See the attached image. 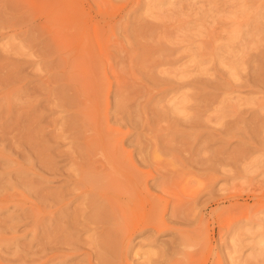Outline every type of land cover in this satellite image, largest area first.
Listing matches in <instances>:
<instances>
[{
	"label": "rangeland",
	"instance_id": "obj_1",
	"mask_svg": "<svg viewBox=\"0 0 264 264\" xmlns=\"http://www.w3.org/2000/svg\"><path fill=\"white\" fill-rule=\"evenodd\" d=\"M0 264H264V0H0Z\"/></svg>",
	"mask_w": 264,
	"mask_h": 264
},
{
	"label": "bare ground",
	"instance_id": "obj_2",
	"mask_svg": "<svg viewBox=\"0 0 264 264\" xmlns=\"http://www.w3.org/2000/svg\"><path fill=\"white\" fill-rule=\"evenodd\" d=\"M201 1V0H200ZM193 2V1H192ZM177 4V3H176ZM238 37H239V35H238ZM240 38V37H239ZM229 39V38H228ZM233 50H234V48H233ZM226 51H227V49H226ZM225 51V52H226ZM232 56V55H231ZM129 97V96H128ZM120 99H121V97H120ZM138 102V104H139V101H137ZM125 103V102H124ZM133 103H136V101L134 102L133 101ZM132 103V104H133ZM129 104H130V102H129ZM132 104H131V106H132ZM138 104L137 105H133L134 107V111L136 110V107L138 106ZM128 106V105H127ZM136 106V107H135ZM138 110L140 111V108L138 107ZM126 111V110H125ZM132 112V111H131ZM130 112V113H131ZM135 114L134 115H136V113L137 112H134ZM127 115V114H126ZM137 116V115H136ZM129 117V116H128ZM110 118V117H109ZM118 118V117H117ZM136 118V117H135ZM139 118V117H138ZM133 120V119H132ZM108 131V134H109V132H112L111 131V129H108L107 130ZM110 140H112L111 138L110 139H108V141H106V143H102L101 142V144L98 146V148L97 149H99V152L102 154V158L104 159V161L107 163V165L113 170V172L114 173H118V171H120V169L118 168V166H117V162H116V160H115V157L113 156V151H114V149L116 148V146L115 145H110V144H108V142L110 141ZM147 150H148V148H147ZM87 168H88V165H87ZM88 173H90V172H88ZM105 175V174H104ZM93 177H95V176H93ZM95 179H98V178H95ZM105 178H102V180H104ZM94 180V179H93ZM99 180V179H98ZM108 180V179H107ZM114 181V180H113ZM130 200V199H129ZM101 208V207H100ZM106 221V220H105ZM151 221V220H150ZM74 228V227H73ZM75 242V241H74ZM165 242V241H164ZM169 242V241H168ZM61 243V242H60ZM59 243V244H60ZM73 243V242H72ZM165 244V243H164ZM167 244V243H166ZM169 244H171V242H169ZM180 248V247H179ZM175 253V252H174ZM157 254V253H156ZM105 261V260H104Z\"/></svg>",
	"mask_w": 264,
	"mask_h": 264
}]
</instances>
